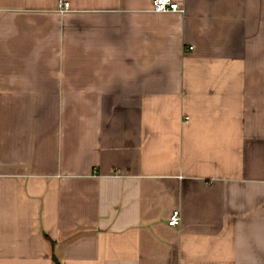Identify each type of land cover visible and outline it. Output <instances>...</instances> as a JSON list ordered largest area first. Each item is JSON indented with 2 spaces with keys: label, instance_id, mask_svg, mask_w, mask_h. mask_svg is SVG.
<instances>
[{
  "label": "crops",
  "instance_id": "crops-1",
  "mask_svg": "<svg viewBox=\"0 0 264 264\" xmlns=\"http://www.w3.org/2000/svg\"><path fill=\"white\" fill-rule=\"evenodd\" d=\"M63 1L0 0V264H264V0Z\"/></svg>",
  "mask_w": 264,
  "mask_h": 264
},
{
  "label": "built area",
  "instance_id": "built-area-1",
  "mask_svg": "<svg viewBox=\"0 0 264 264\" xmlns=\"http://www.w3.org/2000/svg\"><path fill=\"white\" fill-rule=\"evenodd\" d=\"M59 8L61 10H67L69 8V3L67 1L60 0ZM153 9L157 12L182 10L179 3L174 0H154ZM180 221H181L180 210L174 209L168 219V224L170 226L177 227L180 224Z\"/></svg>",
  "mask_w": 264,
  "mask_h": 264
},
{
  "label": "trees",
  "instance_id": "trees-1",
  "mask_svg": "<svg viewBox=\"0 0 264 264\" xmlns=\"http://www.w3.org/2000/svg\"><path fill=\"white\" fill-rule=\"evenodd\" d=\"M55 264H59L57 261L54 262Z\"/></svg>",
  "mask_w": 264,
  "mask_h": 264
}]
</instances>
